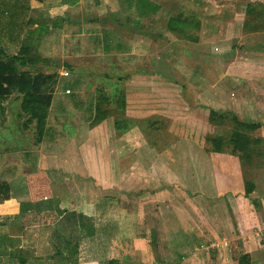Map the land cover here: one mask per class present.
Listing matches in <instances>:
<instances>
[{"label":"crops","instance_id":"obj_1","mask_svg":"<svg viewBox=\"0 0 264 264\" xmlns=\"http://www.w3.org/2000/svg\"><path fill=\"white\" fill-rule=\"evenodd\" d=\"M148 1L152 3L148 9L143 5L138 9V3L130 0H80L75 5L62 4L61 0H0V53L6 57L38 53L48 61L59 57L64 64L74 65L88 55L99 57L96 51L125 57L135 52L137 44L146 56L148 48L153 44L157 48L170 34L175 40L204 42L196 56L200 71L216 73L212 87L217 97L207 92L203 95L242 121L261 123L264 136V0H171L170 7L166 0ZM210 4L221 11L211 18L201 11ZM184 10H200V28H191L195 40L174 34L168 22L164 26L162 21L163 14H169L170 19ZM57 19H62L58 30L54 27ZM205 32L213 37L214 50L205 44ZM52 38L60 40L53 45L57 52H51L47 44ZM140 51L136 53L142 56ZM161 52L153 55L161 57ZM211 58L215 61H209ZM79 66L81 73H94ZM124 67L128 70V64ZM23 69L33 72L38 68ZM47 69L58 68L48 65ZM139 71H144L143 67ZM148 71L160 72L155 68ZM86 84L79 89L82 95ZM206 89L211 91L209 86ZM58 94L63 93L56 86L53 95ZM73 112L69 109L59 118L65 136L58 138V148H53L46 144L47 139L37 142L35 123H25L29 116L18 125L21 116L0 111V264H107L111 259L116 264H238L245 253L250 255L251 264H264V200L261 203L254 197L246 209L240 201L256 192V182L251 196L246 193V183L237 196L220 189L212 191L203 181L200 191L205 204L224 194L228 211L209 205L207 211L199 209L180 217L173 214L170 205L169 212L160 208V196L142 193L133 197L130 207L124 199L120 209L105 210L104 203L113 202L108 200L114 199V188H124L125 182L105 173L99 159L87 172L81 138L90 137L87 143L100 154L103 151L97 139L104 136H99L97 125L71 140L67 128ZM35 168L50 178V195L39 193L30 184L28 176ZM197 199L192 198L194 208Z\"/></svg>","mask_w":264,"mask_h":264},{"label":"rangeland","instance_id":"obj_2","mask_svg":"<svg viewBox=\"0 0 264 264\" xmlns=\"http://www.w3.org/2000/svg\"><path fill=\"white\" fill-rule=\"evenodd\" d=\"M49 1L59 2V0ZM164 3L167 7L172 6L171 0H166ZM205 9L201 11L209 18L217 16L221 12L215 4H210ZM199 11L194 12L200 15ZM164 15L166 16L162 21L166 26L169 14ZM56 28L60 29L61 25ZM170 36L169 39L166 37L162 42H158L157 48H154V44L153 47L148 48L146 56H143L137 44L135 52L127 54L125 57H119L117 54L115 57H110V55L103 52L99 54L100 51H96L95 56L99 57L88 55L85 58H80L83 60L81 63L78 59V63L74 65L64 64L62 58L56 57L50 59L48 63L45 62L46 60L38 62L35 65L38 69L33 72L35 74L37 72L45 73L50 64L57 66V72L61 77H64V80H73L81 75L79 65H83L95 73L92 77L86 76L83 79L84 84L87 83L83 95L81 93L85 101L86 99L88 101L93 95L96 97L101 88H105L107 93L120 90L125 95V110L115 109V113H111L110 117L98 124L99 136L103 135L104 137L98 138L97 143L103 152L95 154L91 144L87 143L91 138H81L85 142L83 160L87 166V172L91 171L92 165L90 164L99 159L105 173H109L113 180L125 182L124 188H114L115 193L111 196L115 197L113 200H108L113 201L114 204L108 202L109 205L105 202L104 205H107L105 210L114 206H116V210L120 209L121 201L124 199L130 207L134 202L133 197L142 193L151 197L160 196L163 200L160 208L167 210V206L170 205L173 214L179 213L180 217L194 213L199 209L207 211L209 205L211 208L216 205V209L224 208L228 211L225 203L227 195L224 194L221 195L224 196L221 199L214 197L205 204L203 193L200 191L203 181L210 184L208 188H211L212 191L220 189L223 193L227 191L232 194L236 193L237 196L243 193L244 189L241 188L244 187L246 181L256 182V192L252 196L250 195V198L246 196L240 200L243 204L242 209L248 208V204L252 203L254 197L262 203L264 200V156H257L258 159L252 165H244L231 148H228L225 153H214L210 151L211 143L206 140L208 136L228 135L232 123L227 120V122L219 124L210 120V108L220 112L226 111L223 110V107L218 106L217 101L208 100L203 95L204 92H207V95H212L213 98L217 97L215 93L217 90L212 87V84L216 82V73L212 70L209 75L200 71V59L196 56L197 52H201L204 42L198 45L196 42L190 43L183 39L175 40L176 36ZM202 37L206 39L205 44L209 45L208 48L214 50L213 37L206 36V32ZM57 42L60 40L57 39ZM57 42L53 38L50 43L47 42L51 52H57L53 48ZM156 50H161L163 55L161 57L154 56L153 54L157 53ZM138 51L142 56L136 53ZM31 55L41 57L38 53H31ZM209 61L213 62L215 58H211ZM125 64H128V70L124 67ZM141 67L144 71L137 72ZM109 68L111 70L109 76L96 74ZM153 68L160 72L148 71ZM64 70L69 71L70 75L62 76L61 73ZM206 86H209L211 91L206 89ZM203 88L206 90L204 91ZM54 98L47 121L50 127L61 132L59 126L61 119L59 118L63 114H60L59 103L63 101V105L68 108L69 104L64 94H58V97L55 95ZM21 105L22 99L16 93L0 102V111L4 115L21 116L20 119L18 118V125H21L26 119ZM114 105L118 106L115 99L114 104L111 105L112 109L115 107ZM70 119V129L67 128V132L71 134V140H75L76 135L80 136V132L85 133L94 128L90 122L83 120L84 116L81 113L73 112ZM68 125L66 124L64 127H68ZM125 125H129L128 130L124 128ZM35 126L34 124V134L37 139ZM260 134L262 135L261 131L252 133V135ZM47 142L46 144L50 143L51 147L54 148L55 145L58 148L56 140ZM72 149L74 150V148ZM103 190L110 191L111 188H103ZM98 191L102 194L101 189ZM194 197L198 198L197 208L192 206L191 201ZM171 199L175 200L174 204L171 203ZM218 199L219 201L214 202ZM86 220L88 221L89 218Z\"/></svg>","mask_w":264,"mask_h":264},{"label":"trees","instance_id":"obj_3","mask_svg":"<svg viewBox=\"0 0 264 264\" xmlns=\"http://www.w3.org/2000/svg\"><path fill=\"white\" fill-rule=\"evenodd\" d=\"M79 1L61 0V3L75 5ZM130 2L138 3V9L140 5L148 9L152 4L148 0H130ZM200 20V17L195 12L188 13L184 10L172 15L167 26L174 34L195 40V37H192L191 28H200ZM60 23H62V19H57L54 27H58ZM42 61L48 63L47 59L38 56L33 57L29 54L23 53L14 57H6L0 53V100H5L16 93L22 97L21 110L29 116V119L25 123H35L38 143H41L45 139L55 141L65 136L63 132L50 127L47 121L55 99L53 94L56 86L65 95V99L69 104L68 108L66 105H63V101L59 103L60 114L66 115L69 113V109L72 108L75 113H81L84 116L83 120L90 122L92 127L110 117L111 113H115V109L125 110V95L120 90H113V92L107 93L105 88H101L96 97L93 95L94 97H90L88 101L84 100V97L79 93V89L85 83L83 79L86 76L92 77L95 74L93 72L89 74L81 73V75H78L73 80H64V77H61L56 70H47L45 73L39 72L35 74L23 69L24 67H35L38 62ZM105 76L109 75L105 74ZM114 99L118 106L114 105L116 108L112 109L111 105L114 104ZM209 116L213 123L222 124L227 122V120L232 123V128L228 135L206 137V140L212 146L210 151L225 153L228 148H231L244 165H252L259 156H264V136L261 134L252 135L254 132L261 131V123L245 122L232 112H220L213 108L209 109ZM124 128L129 129V125H125ZM35 169L36 172L28 176L30 184L39 193L44 191L46 195H50V178L44 170ZM3 185L5 183L1 184V186ZM254 188L255 184L253 181H246L247 195H250ZM254 202L256 203V200ZM106 263L116 264L117 262L115 259H111ZM238 264H251L250 255L247 253L241 255Z\"/></svg>","mask_w":264,"mask_h":264},{"label":"built area","instance_id":"obj_4","mask_svg":"<svg viewBox=\"0 0 264 264\" xmlns=\"http://www.w3.org/2000/svg\"><path fill=\"white\" fill-rule=\"evenodd\" d=\"M62 76H65V77H67V76H69L70 75V72L69 71H63L62 73Z\"/></svg>","mask_w":264,"mask_h":264}]
</instances>
